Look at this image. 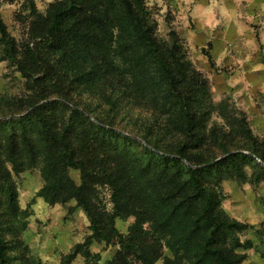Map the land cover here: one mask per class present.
<instances>
[{
	"label": "trees",
	"instance_id": "trees-1",
	"mask_svg": "<svg viewBox=\"0 0 264 264\" xmlns=\"http://www.w3.org/2000/svg\"><path fill=\"white\" fill-rule=\"evenodd\" d=\"M32 39L35 44L28 43L20 55L0 16L5 56L35 85V100L27 109L57 99L10 121L5 144L16 172L25 164L40 165L41 195L50 204L75 200L89 219L91 235L69 260L85 248L86 260L98 264L101 255L89 249L97 241L119 247L109 264H156L166 249L171 256L165 264H243L235 248L221 244L239 247L237 233L243 226L215 212L201 171L170 169L191 162L189 151L199 142L198 118L209 88L178 32L170 30L161 38L144 0H62L51 6L44 29ZM75 85H93L105 99L106 116L96 117L100 124L84 114L91 112L78 100L81 88ZM59 107L66 115L60 123L49 114ZM136 113L150 121L146 131L152 135L142 136L145 144L112 129L119 116ZM32 122L38 126L35 136L28 134ZM241 124L253 139L245 114ZM157 129L174 142L157 145L152 132ZM130 143L141 149L142 159L131 154ZM146 155L160 161L156 173L149 170L153 161L144 162ZM70 169L80 172V185L70 179ZM0 186L12 205L13 187L1 168ZM101 188L110 191V212ZM131 216L135 223L128 234L121 233L116 220ZM0 264H11L1 235Z\"/></svg>",
	"mask_w": 264,
	"mask_h": 264
},
{
	"label": "rangeland",
	"instance_id": "rangeland-1",
	"mask_svg": "<svg viewBox=\"0 0 264 264\" xmlns=\"http://www.w3.org/2000/svg\"><path fill=\"white\" fill-rule=\"evenodd\" d=\"M60 1L0 0L2 22L20 55L28 43L35 44L32 35L44 29L51 6ZM144 3L156 20L158 35L166 38L170 30L178 32L190 62L209 82L198 118L199 142L189 151L191 162L172 164L170 169L201 171L204 185L213 194L215 212L243 226L237 233L239 247L223 241L221 244L235 248L244 257L243 264H264V0H144ZM48 55L56 58L53 53ZM31 88H35L34 83L5 56L0 43V168L14 192L12 199L9 197L11 205L7 190L0 186V235L11 264H94L93 259L86 260L85 248L72 261L68 258L91 235L89 219L77 202L50 204L41 195L45 182L40 165L25 164L16 172L8 158L5 144L10 131L8 123L30 114L38 108L35 106L57 100L40 101L27 109L35 100ZM72 88H81L77 98L91 112L84 114L100 124L96 117L105 118L106 101L97 95L95 86ZM49 114L58 123L66 116L60 107L51 109ZM243 114L253 139L242 127ZM127 115L113 121L116 127L112 129L145 144L142 136L151 134L146 131L150 121L137 113ZM28 131L35 136L37 124L29 123ZM152 132L157 145L163 147L174 142L158 129ZM128 147L137 160L142 159L137 145L130 143ZM149 161H153L149 170L156 173L160 161L146 155L144 162ZM69 176L80 185L78 170L70 169ZM100 195L110 212L109 189L101 188ZM135 221L133 216L117 219L116 227L128 234ZM89 249L101 255L98 264H109L119 247L94 241ZM170 256L166 249L156 264H165V258Z\"/></svg>",
	"mask_w": 264,
	"mask_h": 264
},
{
	"label": "water",
	"instance_id": "water-1",
	"mask_svg": "<svg viewBox=\"0 0 264 264\" xmlns=\"http://www.w3.org/2000/svg\"><path fill=\"white\" fill-rule=\"evenodd\" d=\"M37 107H39V105L38 106H35V108H37ZM191 168H196V167H191Z\"/></svg>",
	"mask_w": 264,
	"mask_h": 264
}]
</instances>
